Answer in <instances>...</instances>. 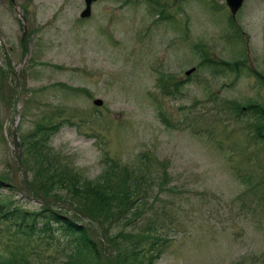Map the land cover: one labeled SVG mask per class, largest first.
I'll list each match as a JSON object with an SVG mask.
<instances>
[{
    "label": "rangeland",
    "instance_id": "374dc122",
    "mask_svg": "<svg viewBox=\"0 0 264 264\" xmlns=\"http://www.w3.org/2000/svg\"><path fill=\"white\" fill-rule=\"evenodd\" d=\"M82 8L0 0L4 204L79 218L103 264L150 224L155 264H264V117L248 109L264 111V0H243L233 20L223 0H94L80 18ZM43 119L56 130L35 132ZM32 142L81 182L106 164L132 171L144 189L134 212L98 223L41 193ZM28 245L29 264H60L71 249L59 235Z\"/></svg>",
    "mask_w": 264,
    "mask_h": 264
},
{
    "label": "trees",
    "instance_id": "16d2710c",
    "mask_svg": "<svg viewBox=\"0 0 264 264\" xmlns=\"http://www.w3.org/2000/svg\"><path fill=\"white\" fill-rule=\"evenodd\" d=\"M206 63L210 67L215 66L213 62L206 61ZM254 76L264 86V78L257 73H254ZM248 109L260 117H264V111L256 104L249 105ZM239 110L238 112H240ZM43 122L46 126L36 125L35 132H52L55 130L54 125L46 122L45 119ZM43 139L44 137H40L38 140ZM35 143L37 144V141ZM31 151L34 152V160H38V167L35 170L38 177L37 189L44 195L67 198L68 203L76 210L74 214L83 212L98 223H101L102 220H118L119 223H124L127 219L124 215L126 210L131 208L130 211L134 212L133 203L140 200L137 199V192L144 189L132 176V171L127 172L124 169L122 173H119L115 168V163L106 164L94 181L81 182L75 177V174L68 175L66 170L55 172L54 166L48 163L46 159H44L45 163L43 164L42 157L40 158L41 152L35 150L33 142ZM23 161L25 162L24 159ZM0 180L3 181L2 177ZM2 181H0V188L4 187ZM60 191L62 194L59 193ZM2 200L1 196L0 219L13 221L16 227L13 230L15 233H11L7 238L9 242L13 239L14 244L10 246L9 243H5L0 250V264H29L31 261L29 255L36 254L30 251L28 245L30 238L40 234L50 238L53 234L52 230L64 237L71 247L66 259L61 264H103L101 260L103 254L99 253L88 237L87 229L79 223V218L71 217L72 215L67 216L62 211H56L45 206L37 211L20 209L18 206L2 209L4 204ZM142 204L143 201L141 206ZM51 226H54V229H51ZM147 229L149 232L146 235L140 236L136 241L132 238L127 247L115 252L113 258L109 260L111 261L109 264H155L162 253V244L159 243V237L152 233L155 227L150 224ZM16 233L23 237L22 244L17 240ZM161 241L163 242L165 239L163 238ZM105 242L115 243V234H111L108 228L105 232ZM136 245H139L137 249Z\"/></svg>",
    "mask_w": 264,
    "mask_h": 264
},
{
    "label": "water",
    "instance_id": "95a60500",
    "mask_svg": "<svg viewBox=\"0 0 264 264\" xmlns=\"http://www.w3.org/2000/svg\"><path fill=\"white\" fill-rule=\"evenodd\" d=\"M91 0H84L85 2V8L84 10L80 13V16H85L88 14L89 12V2ZM243 0H225V3L227 5V8L231 14V16L233 17L236 10L239 8V6L241 5ZM94 103L98 104L99 101H94Z\"/></svg>",
    "mask_w": 264,
    "mask_h": 264
}]
</instances>
